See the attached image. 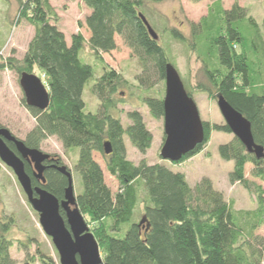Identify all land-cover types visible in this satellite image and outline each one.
Wrapping results in <instances>:
<instances>
[{
    "label": "trees",
    "instance_id": "obj_1",
    "mask_svg": "<svg viewBox=\"0 0 264 264\" xmlns=\"http://www.w3.org/2000/svg\"><path fill=\"white\" fill-rule=\"evenodd\" d=\"M158 1L162 0H82L89 9L84 17L88 37L76 31L67 42L50 0H18V17L33 26V34L21 64L17 66L9 57L0 60V70L9 67L20 74L37 67L45 77L49 95L44 109L28 106L23 99L35 123L20 139L27 147L40 149L41 141L53 135L63 147L78 148L75 169L81 190L75 200L83 215L100 223L93 235L102 250L101 264H264V231L258 232L264 228V190L260 182L245 175V165L250 163L253 175L264 181V156L257 158L247 151L235 135L217 146L222 159L232 160L229 181L254 195L253 208H234L207 176L191 185L183 172L170 169L163 161L141 158L135 162L126 157L123 135L144 153L152 133L138 109L126 111V123L120 119L119 89L129 87V82L121 72L102 63L101 54L116 48L117 35L141 67L138 84L148 90L156 80L163 81L165 65L172 63L171 58L138 16V12L146 15L142 8L147 2ZM262 28L264 16L258 22L237 2L225 8L221 0H213L204 15L190 22L188 38L175 28L170 34L186 42L198 57L206 80L197 84L199 90L213 98L221 94L249 121L254 142L264 148ZM85 46L102 68L90 86L98 99L94 111L85 108L82 97L84 85L94 73L93 65L79 54ZM142 103L153 118H163L162 93L146 94ZM203 128V141L175 163L199 152L211 130L230 132L225 123L203 120ZM106 141L108 153L104 151ZM8 145L15 150L13 142ZM94 152L101 154L105 169L116 179V190L105 182ZM25 170L32 186H43L58 199L63 196L67 177L56 168L43 172L42 185L27 163ZM12 220L11 216L0 219V264H14L10 253L13 238L9 236ZM45 257L37 256L43 264L47 263Z\"/></svg>",
    "mask_w": 264,
    "mask_h": 264
},
{
    "label": "rangeland",
    "instance_id": "obj_2",
    "mask_svg": "<svg viewBox=\"0 0 264 264\" xmlns=\"http://www.w3.org/2000/svg\"><path fill=\"white\" fill-rule=\"evenodd\" d=\"M212 1L162 0L147 2L142 10L145 12L149 24H154L157 40L167 50L183 85L186 83L190 92L189 95L196 103L200 118L210 123H224L216 98L210 97L197 87L199 82H206V80L195 52L190 49L186 42L178 41L170 34V29L175 28L188 38L190 36V22H196L200 16L204 15ZM233 2L246 7L248 14L252 15L258 22L264 16V0H221V4L225 8L230 7ZM50 3L58 15L57 25L64 33L67 42L70 40L71 33L76 31H80L85 38L88 37L89 32L84 25V17L89 9L82 0H50ZM18 9V0H0V60L4 61L12 57L17 66L21 64V57L33 34V26L24 18L18 17ZM262 32L264 35V28H262ZM115 42L116 48L110 52L102 53L101 56L102 63L121 72L129 82V87L119 89L118 96L122 100L117 104L119 117L123 123H126L128 121L125 115L126 111L138 109L147 128L152 133V141L144 153H140L130 144L127 136L123 135L126 157L135 162L141 158H145L148 162L163 161L170 169L183 172L191 185L202 176H207L213 185L222 191L225 199L232 203L234 208H253L256 204L254 195L239 183L229 181L228 173L232 169V160L222 159L218 154V144L230 140L233 137L231 131L211 130L208 140L203 144L200 151L183 161L175 163L161 158L159 149L164 137L163 118H153L148 107L142 103V97L146 94L160 95L162 93L164 95V80H156L151 89L148 90L140 86L138 77L141 74V67L137 59L117 35ZM80 51H82L79 54L81 53L80 56L82 55L83 60L94 67V73L84 85L82 92L85 108L94 111L98 106V99L92 93L90 86L102 70L101 62H98V59L94 57L87 46ZM31 72L39 76L46 86L45 77L37 67H33ZM23 99L19 73L9 67L0 70V125L8 128L19 139L24 138L35 123V119L25 106ZM40 149L47 153L56 154L63 163L62 165L69 168L73 191L76 195L81 190L80 175L75 169L78 148H65L55 136L50 135L41 141ZM93 156L102 167L105 182L112 191L116 190L118 183L105 169L101 154L94 152ZM245 175L249 179L260 182L264 190V181H260L253 175L250 163L245 165ZM139 209L140 204L137 208L136 219L139 217ZM8 216L13 218L9 236L13 238L10 253L14 258V264H43L37 258L40 254L48 258L45 257L46 264H60L58 253L51 238L44 233L38 222V213L32 209L27 201L25 193L11 168L0 161V219H8ZM83 216L93 234V231L96 230L95 227L99 226L100 223L93 221L88 215ZM109 223V220L104 222L105 226H108ZM263 231V227L258 229L259 233H263ZM20 241L27 246L24 247L19 243ZM99 251L102 255V250L99 249Z\"/></svg>",
    "mask_w": 264,
    "mask_h": 264
},
{
    "label": "water",
    "instance_id": "obj_3",
    "mask_svg": "<svg viewBox=\"0 0 264 264\" xmlns=\"http://www.w3.org/2000/svg\"><path fill=\"white\" fill-rule=\"evenodd\" d=\"M149 34L156 39L157 33L146 17L138 12ZM19 84L26 105L44 109L49 102L48 90L41 78L33 72L22 71ZM219 111L230 131L245 145L247 151L259 158L264 156V148L254 142L249 121L236 110L221 94L216 97ZM163 142L159 149L161 158L178 161L204 139L203 120L200 118L196 103L185 90L175 66L167 62L164 74L163 95ZM13 142L15 150L9 147ZM104 151H110V145L104 142ZM49 153L38 148L27 147L14 136L8 128L0 126V161L11 168L25 193L32 209L38 213V222L58 253L60 264H101L102 257L94 235L89 230L85 218L76 204L70 170L65 165L54 167L67 177L63 198L58 199L43 186H32L31 177L25 170V162L31 168V174L44 183L42 163ZM65 212V217L60 213ZM143 221V218L142 220Z\"/></svg>",
    "mask_w": 264,
    "mask_h": 264
},
{
    "label": "flooded vegetation",
    "instance_id": "obj_4",
    "mask_svg": "<svg viewBox=\"0 0 264 264\" xmlns=\"http://www.w3.org/2000/svg\"><path fill=\"white\" fill-rule=\"evenodd\" d=\"M60 161H61V160L59 159V157H58L56 154L49 153V157H48L47 159H45L44 161H42V163L45 165V168H44V170L42 171V174H43V172H44L46 169H48V168L55 169L54 165H58ZM25 163H27V162H25ZM27 164H28V163H27ZM61 164H63V163L61 162ZM28 166H29V164H28ZM29 167H30V166H29ZM30 169H31V168H30ZM33 177H34V176H33ZM35 178H36L37 182H39L41 185L43 184V183H41L40 179H38L37 177H35ZM33 186H34V185H33ZM39 186H40V185H39ZM61 198H63V196H62ZM61 198H60V199H61ZM60 213L63 215V217H65V212H64L63 209H60Z\"/></svg>",
    "mask_w": 264,
    "mask_h": 264
}]
</instances>
